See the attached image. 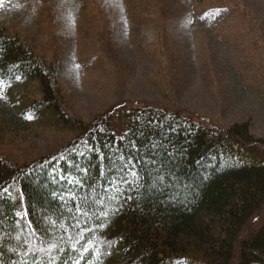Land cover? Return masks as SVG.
I'll return each mask as SVG.
<instances>
[{
  "label": "trees",
  "instance_id": "obj_1",
  "mask_svg": "<svg viewBox=\"0 0 264 264\" xmlns=\"http://www.w3.org/2000/svg\"><path fill=\"white\" fill-rule=\"evenodd\" d=\"M2 11L4 84L41 79L45 96L33 101L34 112L55 111L82 132L35 161L0 149V264L97 261L96 249L85 258L73 247L74 240L83 248L97 234L81 240L77 229L86 202L95 219L84 227L97 229L107 253L101 264H264V136L251 122L227 125L145 102L131 108L125 133L111 112L94 121L76 117L63 96V64L13 33ZM122 154L145 160L142 187L111 218L97 215L108 210L97 203L103 196L119 195L108 185L126 174Z\"/></svg>",
  "mask_w": 264,
  "mask_h": 264
},
{
  "label": "rangeland",
  "instance_id": "obj_2",
  "mask_svg": "<svg viewBox=\"0 0 264 264\" xmlns=\"http://www.w3.org/2000/svg\"><path fill=\"white\" fill-rule=\"evenodd\" d=\"M2 12L13 33L63 64L76 117L111 112L125 133L131 108L145 102L251 122L264 136V0H9ZM0 89V149L9 156L35 161L82 132L55 111L34 112L41 79Z\"/></svg>",
  "mask_w": 264,
  "mask_h": 264
},
{
  "label": "snow or ice",
  "instance_id": "obj_3",
  "mask_svg": "<svg viewBox=\"0 0 264 264\" xmlns=\"http://www.w3.org/2000/svg\"><path fill=\"white\" fill-rule=\"evenodd\" d=\"M9 0H0V8L5 6ZM209 15H212V13H209ZM2 47V46H0ZM2 75V74H0ZM20 79H23V77H20ZM4 81L0 79V84H3ZM5 89H0V95L4 94ZM35 118V117H33ZM137 147H139L137 145ZM121 159L125 162V173L122 175V177H117L116 180L112 181L108 185V189H110L112 192H118L119 195L115 197V199H110L109 196H103L101 201H98L97 203H102V205L107 206L108 210L105 211L104 208H101V212L97 213L103 214L105 217L111 218L115 211H118L121 207L120 202L125 200L126 198L135 199L136 195H132L131 197L128 196V193H135L137 190L141 189L142 182L144 181L145 177L141 169V165L144 164L145 160L137 159L135 156L128 157L126 155H121ZM151 162V160H149ZM156 163H159L156 161ZM119 171V168L117 169ZM164 180H167V176H164ZM131 186V187H129ZM74 198H79L80 193L74 192L71 194ZM89 198H91V194H89ZM80 217L82 218H75L78 220L77 223V229L82 230L80 232L81 240H87L88 239V233L93 232L97 233L94 238L90 239L88 241V244L82 248L81 242L73 241V247L75 249L81 250L83 253H85V258H87V253L92 252L93 249H96V255L98 256V260L95 262L90 261L89 264H101V261L103 260L104 255H106V250L103 248L104 241L101 240V238L98 235L97 229L94 228H85L84 225L86 223H90L89 217H92L93 221L95 217L93 216L92 212L87 206V202L85 204H81L79 209ZM30 215V214H29ZM59 223V222H57ZM107 224L102 225V227H107ZM64 227L68 228L69 225L67 222H65ZM109 244H114L115 241H106ZM59 244L52 245V248H59ZM53 264H59L58 260H54ZM69 264H73V262H69ZM75 264H83V261H76Z\"/></svg>",
  "mask_w": 264,
  "mask_h": 264
}]
</instances>
